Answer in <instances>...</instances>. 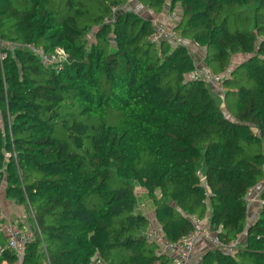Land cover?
<instances>
[{"label":"trees","instance_id":"16d2710c","mask_svg":"<svg viewBox=\"0 0 264 264\" xmlns=\"http://www.w3.org/2000/svg\"><path fill=\"white\" fill-rule=\"evenodd\" d=\"M130 1L0 0L2 202L35 225L0 264H172L152 219L169 243L204 221L223 247L193 264H264V188L250 223L246 206L264 179V0H136L177 17L180 43L151 41ZM189 42L222 77L224 109L189 80Z\"/></svg>","mask_w":264,"mask_h":264},{"label":"built area","instance_id":"2783aa9c","mask_svg":"<svg viewBox=\"0 0 264 264\" xmlns=\"http://www.w3.org/2000/svg\"><path fill=\"white\" fill-rule=\"evenodd\" d=\"M174 18V17H173ZM155 28V27H154ZM172 28L156 27L154 33L151 35L150 40L153 42H160L161 40H170L174 35ZM165 30L169 32L166 33ZM34 52H39V49L29 47ZM65 55L61 49L56 51V55H50L48 58H43L47 64H52L58 59L63 58ZM3 56H1L2 58ZM189 80L200 81L205 85L208 83L214 85L219 90H223L222 87V77L213 74L207 67L199 68L195 65L194 70L189 74ZM264 188V179L258 185V191L253 193V189L249 190L246 196V206L247 210L253 205V203L258 202L259 205L263 204L261 199V192ZM250 193H253L250 195ZM248 212V211H247ZM248 223L250 221L248 220ZM0 230L5 237L3 243H0V255L5 251H10L17 257H22L26 246L33 240V232L29 228H22L9 219H3L0 224ZM146 237L154 242L156 245L160 246L164 253H166L172 260V264H193L197 259L194 253V247L198 239H203L210 247H223L217 237L213 234L208 226L205 225L204 221L194 219L193 229L185 237H183L179 242L169 243L164 239L163 234L158 229V227L150 225L146 230ZM238 241H233L225 248L232 250L237 246ZM95 264H101L99 257L94 258Z\"/></svg>","mask_w":264,"mask_h":264},{"label":"rangeland","instance_id":"374dc122","mask_svg":"<svg viewBox=\"0 0 264 264\" xmlns=\"http://www.w3.org/2000/svg\"><path fill=\"white\" fill-rule=\"evenodd\" d=\"M129 5L131 6V7H133L135 10H136V12L138 13V14H140V15H142L143 17H147L148 15H149V9L148 8H144V7H140L139 9H137L136 8V0H131L130 2H129ZM175 18V19H174ZM172 17V16H170V19H168V20H165V19H152V21H153V25H154V27L156 28V27H161V28H163V29H165V27H168V28H172V27H175V25H176V21H178V18L177 17ZM236 17H232V18H230V20L232 21V22H235L236 21ZM244 23L243 22H240V25H243ZM166 31V33H168L169 31L168 30H165ZM173 37L170 39V40H172V39H174V40H177L179 43H180V38H178L177 36V34L175 35H172ZM191 45V46H190ZM188 46H189V50H190V52H191V55H192V57H193V59H194V63H195V65H198L199 66V68H204V67H206V66H204V63L202 62V59H203V56H204V51H200V50H197V49H195V47L196 48H198L197 46H195L193 43H190L189 42V44H188ZM192 47L195 49V51H193V50H191L192 49ZM1 57V56H0ZM245 59V57L244 56H235V57H233V61L236 63V62H241V61H243ZM234 64L233 63H231L230 64V68H233L234 66H233ZM227 72H229V69H228V71ZM208 88L209 89H211L212 91H213V93H214V98H215V101L219 104V106L222 108V109H224V100H223V97H224V94H223V90H219L218 88H216L214 85H212V84H210V83H208ZM2 183V182H1ZM1 185V184H0ZM3 191H4V188H3V185L2 186H0V202L2 203V197H3ZM135 192H136V194H137V196H140V197H143V194L141 195V190L139 189V187H136L135 188ZM4 199H5V197H4ZM144 200V198H142V199H140L138 202V211H140V212H142L143 210H146V208L143 206L144 204L143 203H141V201H143ZM9 200H5V201H3V203H9L8 202ZM1 206H3V204L1 205ZM22 206H23V209L24 210H26V212H25V216H24V219H25V225H24V227L25 228H31L32 230H34V228H35V225L32 223V221H31V213L29 214V212L27 211V208L25 207V205H20V204H18L15 200H12V202H11V205L9 206H7V207H5V208H7V209H9V208H11V211H12V214H13V210L15 209L16 211L15 212H21V214H22ZM143 207V208H142ZM6 212H8L7 210H6ZM8 219V218H7ZM13 222H15V221H13ZM16 224L18 225V223L16 222ZM27 225V226H26ZM20 227L22 226V225H19ZM152 226H154V225H152ZM201 254V253H200ZM199 254V255H200ZM199 255H197V257H199Z\"/></svg>","mask_w":264,"mask_h":264},{"label":"crops","instance_id":"0c3cea01","mask_svg":"<svg viewBox=\"0 0 264 264\" xmlns=\"http://www.w3.org/2000/svg\"><path fill=\"white\" fill-rule=\"evenodd\" d=\"M149 12H150V15L152 16V19L154 18V19H165V20H168L169 19V17H168V15L166 16V12L164 11L163 13H161V14H154L152 11H150L149 10ZM191 46V45H190ZM189 47V46H188ZM195 49H197V50H200V51H204L203 49H200V48H196L195 47ZM195 49L192 47V49L191 50H193V51H195ZM204 57H205V52H204V56H203V59H202V62L204 63ZM258 191V186L256 187V188H254V190H253V193L254 192H257ZM253 193H250V195H252ZM142 198H144V200L143 201H141V203H143L144 205V207L146 208V210H143L142 212H145L146 213V215L151 219L152 217H153V211H152V204H151V201L147 198V196L146 195H144L143 194V197H140L139 199H138V201L140 200V199H142ZM9 203H3V206H2V219H9V220H11V221H15V222H17L19 225H22V227H24V225H25V219H24V216H25V212H26V210H24L23 209V206H22V214H21V212H15L16 210L14 209L13 210V214H12V211H11V208H9V209H7V208H5V207H7L8 205L10 206L11 205V202H12V200H9L8 201ZM143 208V207H142ZM6 210L8 211V212H6ZM259 210H260V205H259V203L258 202H255V203H253V205L250 207V209H248V212H247V217H248V220L250 221V222H252L255 218H256V216H257V214H258V212H259ZM151 225H156V226H158L157 225V223H155V220L154 219H152V221H151ZM27 226V225H26ZM207 248H209V245L203 240V239H198L197 241H196V244H195V247H194V255L195 256H197V255H199L200 253H202L203 251H205Z\"/></svg>","mask_w":264,"mask_h":264}]
</instances>
